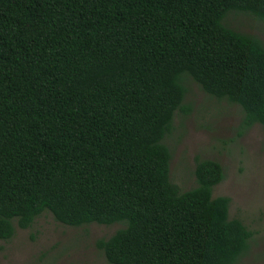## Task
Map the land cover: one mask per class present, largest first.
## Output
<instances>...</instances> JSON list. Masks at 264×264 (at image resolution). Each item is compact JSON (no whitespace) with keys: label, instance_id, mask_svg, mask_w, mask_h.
<instances>
[{"label":"trees","instance_id":"16d2710c","mask_svg":"<svg viewBox=\"0 0 264 264\" xmlns=\"http://www.w3.org/2000/svg\"><path fill=\"white\" fill-rule=\"evenodd\" d=\"M264 0H0V239L50 212L66 225L121 223L110 264H236L253 232L214 196L171 180L165 143L186 79L264 125V42L227 26Z\"/></svg>","mask_w":264,"mask_h":264},{"label":"rangeland","instance_id":"374dc122","mask_svg":"<svg viewBox=\"0 0 264 264\" xmlns=\"http://www.w3.org/2000/svg\"><path fill=\"white\" fill-rule=\"evenodd\" d=\"M224 23L264 42V20L250 13L232 9ZM186 86L184 104L191 110L177 112L165 139L172 153L171 180L182 191L191 189L197 184V159L220 162L225 178L213 195L229 196L230 218L241 219L253 232L236 264H264V125L256 123L241 134L239 104L209 95L190 77ZM122 226L94 222L76 227L45 212L28 228L16 226L11 239H0V264H110L96 242Z\"/></svg>","mask_w":264,"mask_h":264}]
</instances>
